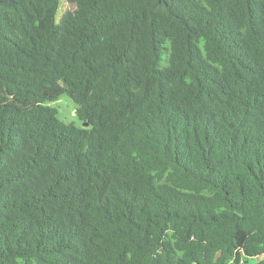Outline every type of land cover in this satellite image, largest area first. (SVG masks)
Segmentation results:
<instances>
[{
	"label": "trees",
	"instance_id": "obj_1",
	"mask_svg": "<svg viewBox=\"0 0 264 264\" xmlns=\"http://www.w3.org/2000/svg\"><path fill=\"white\" fill-rule=\"evenodd\" d=\"M68 1L0 0V264H264V0Z\"/></svg>",
	"mask_w": 264,
	"mask_h": 264
},
{
	"label": "rangeland",
	"instance_id": "obj_2",
	"mask_svg": "<svg viewBox=\"0 0 264 264\" xmlns=\"http://www.w3.org/2000/svg\"><path fill=\"white\" fill-rule=\"evenodd\" d=\"M75 6L68 0H61V6L58 14V21L61 19L64 13L69 10H74ZM54 106L59 111V117L67 123L74 122L81 126V121L75 114L77 104L67 95L61 96L60 100L54 103Z\"/></svg>",
	"mask_w": 264,
	"mask_h": 264
},
{
	"label": "water",
	"instance_id": "obj_3",
	"mask_svg": "<svg viewBox=\"0 0 264 264\" xmlns=\"http://www.w3.org/2000/svg\"><path fill=\"white\" fill-rule=\"evenodd\" d=\"M85 126H88V124H85Z\"/></svg>",
	"mask_w": 264,
	"mask_h": 264
}]
</instances>
